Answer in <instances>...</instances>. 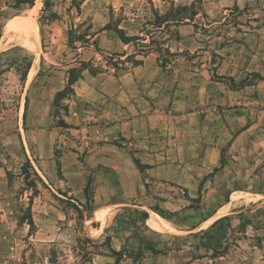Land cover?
Listing matches in <instances>:
<instances>
[{"label":"crops","instance_id":"obj_1","mask_svg":"<svg viewBox=\"0 0 264 264\" xmlns=\"http://www.w3.org/2000/svg\"><path fill=\"white\" fill-rule=\"evenodd\" d=\"M218 5L202 4L206 14L210 6ZM234 5L239 16L229 31L217 34V39L232 44L215 51L219 62L212 65L219 77L233 79L232 88L224 79L212 78L209 63L190 66L187 62V51L193 54L200 48L195 20L199 16L159 32L163 48L179 54L177 58L162 55L166 58L164 67L153 50L135 56L141 64L124 63L118 71L103 62L100 66L92 62L101 72L91 75L84 70L73 85V95L63 101L67 113L60 112V119L69 127L57 126L51 115L50 119L40 116L43 122L33 133H43V138L31 137L29 147L24 141L22 156L31 162L41 181L38 192L19 198L9 191L0 192V217L15 218L17 201L28 196L36 237L61 234L66 216L58 202L84 204L89 180L94 208L89 219L94 214L102 219L104 211L106 216L115 215L124 208L144 210L149 218L153 206L179 213L198 197L201 181L221 162L226 166L264 152V127H260L264 126V79L235 87L243 76L248 80L252 73L264 77V4L237 0ZM155 7L161 14L166 11L160 5ZM225 20L209 21L207 27ZM134 21L123 19L119 27L126 32L122 24ZM95 33L110 55L125 54L120 60L135 49L148 48L146 39L123 44L111 31ZM126 35L143 36L140 30ZM85 57L78 54V60L49 80L47 87L53 90L50 101L66 86L68 69L78 67L81 61L90 62L91 57ZM98 57L96 54L94 59ZM34 119L20 114L22 138H29L30 130L24 127ZM54 147L60 151L57 159L53 158ZM8 171L7 166L0 167V187L10 190L5 179ZM211 180L208 177L201 186L200 204L206 208H213L215 203ZM260 205L264 200L253 207ZM21 228L26 229L25 225Z\"/></svg>","mask_w":264,"mask_h":264},{"label":"rangeland","instance_id":"obj_2","mask_svg":"<svg viewBox=\"0 0 264 264\" xmlns=\"http://www.w3.org/2000/svg\"><path fill=\"white\" fill-rule=\"evenodd\" d=\"M42 1L35 0L32 8L26 7L18 12L5 7L0 10V70H4L0 76V167L7 166L10 169L5 172L10 190L0 187V192L9 191L16 198L24 193L30 192L33 196L38 192L39 181L32 170L28 167L27 173L22 174L21 166L25 163L22 148L24 149V141L27 142L31 137L37 135V138H43V133H33V129L40 126V121L43 122L40 116L51 118L54 108L53 99L50 101L53 90L47 87L49 80L63 72L74 59L78 60L80 53L87 56L85 58L91 57L90 64H98L97 66L102 62L107 65V57L111 56V52L100 46L99 37H88L87 43L75 42L73 47H69V30L72 28L76 34H91L107 24L113 27L123 19L134 18L133 23L124 22L122 27H127L126 32L134 34L140 30L148 46L149 38L158 40L161 36L159 32L165 30L153 29V8L160 5L167 9L168 2L172 0H84L79 11L71 8L70 0H51L50 11H42ZM187 1L189 0H179L175 3L183 5ZM236 1L200 0L201 6L203 3L219 5L210 6L209 14L203 10L205 16L195 19L200 48L193 54L187 51V62L190 66L209 63V71L216 74V67L212 66L219 62L215 51L222 47L228 49L232 44L217 39V34L225 29L229 31L233 20L239 16L234 5ZM253 1L264 4V0H250ZM51 12H55L57 17L53 18ZM223 18H226L223 23L207 27L209 21L221 22ZM23 25L36 30V50L30 49L18 39V29ZM96 54L99 59H94ZM28 60L32 61L33 75L30 76L28 71L25 80L21 82L20 75ZM216 75L219 77L218 73ZM243 78L244 76L238 84L245 79ZM224 81L233 87L228 80ZM250 81H256L255 77L251 76ZM25 98L28 100L26 108ZM60 112L62 109L59 111V119ZM20 114L35 117L33 122L24 127L30 130L29 138L27 135L23 138L20 135L23 129L20 128ZM53 122L56 124L57 119H53ZM26 144L29 147L28 142ZM59 152L54 147V159L59 157ZM30 166L33 168L31 162ZM211 178L215 189L214 207L206 208L199 201L191 203V208L182 209L173 221H169L170 229L165 233L143 230L137 234L132 229L115 225L114 219L123 215L137 217L132 211L119 210L115 215L104 214V219L94 214L92 219L83 217L79 220L73 203L59 201L66 216L61 225V234H48L49 238L39 239L36 237L34 223L32 227L29 225L31 217L27 196L22 201H17L15 218L0 217V264H114L107 246L102 245L106 236L111 237L110 246L113 250L125 248L131 253H135L139 238L144 236V256L139 264H264V205L256 209L253 207L264 200V152L258 151L251 159L226 163ZM238 211L240 212L236 213ZM212 213L215 216L211 221L201 222L209 219ZM228 215H231L230 229L227 230L225 238L217 241L220 245H217L214 257L212 250H205L199 245V237H187L190 233L207 230L215 220ZM96 222H99L100 228ZM241 223H249L244 232ZM24 225L26 229L21 228ZM193 227L196 228L191 231ZM149 246L160 251V254L153 255L147 250ZM120 264L133 262L124 258Z\"/></svg>","mask_w":264,"mask_h":264},{"label":"trees","instance_id":"obj_3","mask_svg":"<svg viewBox=\"0 0 264 264\" xmlns=\"http://www.w3.org/2000/svg\"><path fill=\"white\" fill-rule=\"evenodd\" d=\"M84 0H70L71 3V8H75L77 11H79V7L82 4ZM35 0H0V10H2L4 7L10 10H14L16 12L23 10V8H32L34 6ZM169 7L166 9L164 13H159V11L156 8H153L152 10V16H153V22L152 26L153 29L159 30L161 28L163 29H168L171 26H178L183 23H187L189 21H193L195 17L201 16L204 17L205 13L203 12L201 2L200 0H194L191 2L190 5H177L173 0L169 1ZM42 11L47 10L50 11L52 7V2L51 0H43L42 1ZM199 5V6H198ZM51 16L53 18L57 17V14L55 12H51ZM101 31H111L113 32L116 37L123 43V44H129V43H135L136 41H144L146 38L144 36H127L126 32L124 29L119 27V23L117 25H114L111 27L109 24L103 26L99 32ZM144 32V30H143ZM96 33H91L89 32H82L76 34L72 28L68 32V39L67 43L69 47H73L75 42H80V43H87L88 39L90 37L95 36ZM89 37V38H88ZM175 38L178 39V33H175ZM94 43V42H93ZM149 50L155 51L159 55V60H161L162 55H166L169 57H176L179 54L177 53H170L168 49L163 48L162 42L159 40H155L153 38H149L148 41V48L147 49H135V52L133 54H130L126 56L124 60H120V57L124 56L125 54H111V56L107 57V66H111L113 69L116 71L121 70L124 66V63H131L132 65H139L141 64V60L135 59L136 55H144L146 54ZM161 58V59H160ZM166 59H162L160 62L161 67L165 66ZM32 61L28 60L26 62L25 70L24 72L21 73L20 75V81L23 82L26 78V75L31 68ZM84 70H88L91 75H95L99 72H101L100 67L93 68V66L90 64V62H84L81 61L79 62L78 67H73L68 69V78H67V83L66 86L56 92L53 97V102L52 106L54 108L53 112L51 113V116L53 119H57V126L63 127V128H68L69 126L64 123L61 119H59V111L62 109L64 113H67V108L63 105V101L67 98H69L71 95H73V85L82 77V72ZM4 70H0V76L3 74ZM251 76L255 77V80H261L264 79V77H261L257 73H252L250 74ZM212 78L220 81L221 79H226L228 80L231 84H233V79L232 78H226V77H218L215 72L213 71ZM251 81L248 80L246 77L244 80H242L238 85H235V87H243L245 85H250ZM27 98H25V103L24 107L26 108L27 106ZM57 167L59 166L58 162L56 163ZM223 163L221 162V165L219 168H215L211 174L206 176L203 181H201L199 189H198V197L194 200H190V204L188 208H191V203L199 201L200 202V196H201V186L204 180L208 179V177H211L215 172H217L220 168L223 167ZM30 168L34 174L35 177H37V174L33 171L32 166H30V162L28 159H26L25 163L21 166V171L22 174H26V169ZM59 174V172H58ZM38 181L40 179L37 177ZM84 196H85V203L80 204L79 202L78 205L73 204V209L77 213L78 219L82 220L84 217V213L86 217L89 219L92 216V213L94 211L93 208V200H92V195L90 193V180L87 182V185L85 186L84 189ZM188 199V198H187ZM70 203V202H69ZM151 211L157 214L158 216L162 217L163 219H166L168 221H173L175 216L178 214V212H168L165 210L160 209L158 206H153L150 207ZM123 211H132L134 214L137 215V217H133L131 215H123L120 218H115L114 222L115 225L119 226L120 228H129L132 229L135 233L139 234L143 230H149L147 228L145 221L148 218V213L144 210H138V209H127L124 208L122 209ZM241 215V214H238ZM241 218V216H239ZM208 219V218H207ZM204 219L203 221H205ZM230 220H231V215L228 216H223L217 220H215L207 230H201L196 233H190L187 235V237H199L198 243L199 245L204 248L205 250H212V256L214 257L215 251L218 240L225 238L227 230L230 229ZM90 221V220H89ZM202 222V221H201ZM29 225L32 227L33 222L30 219L29 220ZM249 225L241 223V228L242 231H245V227ZM196 227H193L191 229L194 230ZM110 236H106L105 241L102 243V245H106L107 249L109 251V256L114 259V264H120L121 261L124 258H129L132 260L133 264H139V261L143 258L144 253L142 249V241L145 239L143 236L142 238H139V246L136 249L135 253H131L125 248H122L119 251H115L111 248L110 246ZM153 255L160 254V251H157L153 249L151 246L147 248Z\"/></svg>","mask_w":264,"mask_h":264},{"label":"bare ground","instance_id":"obj_4","mask_svg":"<svg viewBox=\"0 0 264 264\" xmlns=\"http://www.w3.org/2000/svg\"><path fill=\"white\" fill-rule=\"evenodd\" d=\"M18 25V24H16ZM31 26V24H29ZM30 26H20L21 28L19 30V38L22 43L26 44L30 49L36 50L38 47V41H37V34L36 30L33 27ZM15 31V30H14ZM18 32V31H17ZM40 49V48H39ZM37 60V56H36ZM29 75H33V66L29 70ZM105 211L102 215V219H104ZM210 220L206 221L205 223H208ZM146 225L154 231L157 232H167L170 229V223L166 219H163L162 217L158 216L154 212L150 211V215L148 220H146Z\"/></svg>","mask_w":264,"mask_h":264}]
</instances>
